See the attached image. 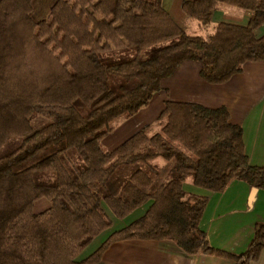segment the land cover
Masks as SVG:
<instances>
[{"label":"trees","instance_id":"obj_1","mask_svg":"<svg viewBox=\"0 0 264 264\" xmlns=\"http://www.w3.org/2000/svg\"><path fill=\"white\" fill-rule=\"evenodd\" d=\"M35 2L0 0V264H95L128 239H170L234 264L257 260L264 222L245 251L215 248L201 227L207 196L184 188L190 179L223 192L242 180L264 190V165L251 163L227 107L167 100L118 147L103 140L185 61L199 62L211 84L263 61L264 0H184L203 29L220 6L251 12L248 24L220 22L205 36L180 26L163 0H56L42 20ZM43 198L49 207L35 211Z\"/></svg>","mask_w":264,"mask_h":264},{"label":"crops","instance_id":"obj_2","mask_svg":"<svg viewBox=\"0 0 264 264\" xmlns=\"http://www.w3.org/2000/svg\"><path fill=\"white\" fill-rule=\"evenodd\" d=\"M183 1L163 0V5L180 26L188 31L191 26L192 32H198L203 26L188 19L182 9ZM250 16V11L220 6L214 14L211 31L220 22L246 25ZM257 34L259 36L264 34V25L257 30ZM200 71L199 62H183L172 76L163 80V89L154 96L148 107L121 122L115 131L103 140L106 149L118 147L134 133L154 123L167 100L192 102L209 108L227 107L232 122L243 127L246 151L251 163L264 165V60L246 63L243 72L222 84L208 83L201 77ZM184 188L187 192L208 198L201 227L206 231L211 245L230 252L245 251L254 237L256 223L264 222V190L257 189L252 196L254 187L242 180H233L223 192H212L197 187L190 179L184 183ZM146 209V207L139 209V212H136L137 216H142ZM111 232L112 230L106 231L101 236L104 235L105 240ZM90 246L83 252L81 258L88 257L100 247L99 245L92 250ZM95 264L234 263L213 254L187 253L170 239H128L111 244L101 261ZM250 264H264V249L260 257Z\"/></svg>","mask_w":264,"mask_h":264},{"label":"rangeland","instance_id":"obj_3","mask_svg":"<svg viewBox=\"0 0 264 264\" xmlns=\"http://www.w3.org/2000/svg\"><path fill=\"white\" fill-rule=\"evenodd\" d=\"M55 1L56 0H36L35 7H34V16H35V18L38 19V20H42V19L47 18L48 15H49V9H50L51 5ZM211 24L210 25H205L204 29H201L198 32H192L193 31L192 30L193 27H191V26L188 29H189V32L192 33V34L204 35L205 36V35H207V33L211 32V28H210ZM49 205H50V202L47 199H45V198L40 199L35 204V211H37V212L43 211L46 208H48ZM138 212L139 211H137V213ZM137 218H138V216L135 213L132 217H130L129 219H126L125 221L120 220V219H114L115 220V227L114 228L120 227V226L124 225L125 223H128L130 220H134V219H137ZM104 237H105L104 235L100 236L92 243V245L90 246L92 248V250L95 249V247L101 245V243L103 241H105ZM86 252H88V251H86Z\"/></svg>","mask_w":264,"mask_h":264},{"label":"water","instance_id":"obj_4","mask_svg":"<svg viewBox=\"0 0 264 264\" xmlns=\"http://www.w3.org/2000/svg\"><path fill=\"white\" fill-rule=\"evenodd\" d=\"M257 189H258V188H256V187H254V188H253V191H252V192H253V194H252V196H253V195H254V193L257 191ZM251 199H252V198H251Z\"/></svg>","mask_w":264,"mask_h":264}]
</instances>
